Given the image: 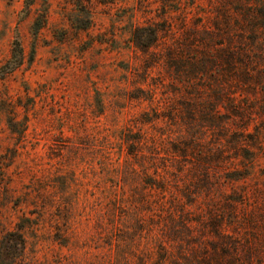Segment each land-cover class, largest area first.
Returning <instances> with one entry per match:
<instances>
[{"label": "rangeland", "instance_id": "374dc122", "mask_svg": "<svg viewBox=\"0 0 264 264\" xmlns=\"http://www.w3.org/2000/svg\"><path fill=\"white\" fill-rule=\"evenodd\" d=\"M0 68V264H264V0H0Z\"/></svg>", "mask_w": 264, "mask_h": 264}, {"label": "trees", "instance_id": "16d2710c", "mask_svg": "<svg viewBox=\"0 0 264 264\" xmlns=\"http://www.w3.org/2000/svg\"><path fill=\"white\" fill-rule=\"evenodd\" d=\"M141 43H143V42H141ZM16 45H18V44L16 43ZM137 45H140V44H137ZM144 45H147V42H145ZM12 60L14 61V62H12L13 66L20 65V63H22L23 52H22V49L19 47V45H18L17 49L12 48L11 57L5 61V63L1 66V68L10 64ZM1 68H0V70H1ZM6 72L7 71L3 72V74H5Z\"/></svg>", "mask_w": 264, "mask_h": 264}]
</instances>
